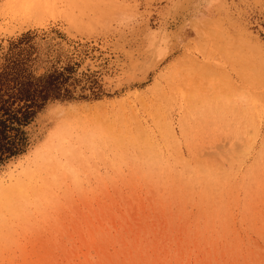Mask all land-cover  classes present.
I'll return each instance as SVG.
<instances>
[{"label":"rangeland","instance_id":"obj_1","mask_svg":"<svg viewBox=\"0 0 264 264\" xmlns=\"http://www.w3.org/2000/svg\"><path fill=\"white\" fill-rule=\"evenodd\" d=\"M27 33L102 92L0 166V264H264V0H0V70Z\"/></svg>","mask_w":264,"mask_h":264},{"label":"trees","instance_id":"obj_2","mask_svg":"<svg viewBox=\"0 0 264 264\" xmlns=\"http://www.w3.org/2000/svg\"><path fill=\"white\" fill-rule=\"evenodd\" d=\"M27 37L28 33L12 43L0 70V166L27 151V127L49 101L98 98L102 92L101 83L93 77L80 86L70 65L63 70L33 74L30 56L21 46ZM87 90L90 93H85Z\"/></svg>","mask_w":264,"mask_h":264}]
</instances>
